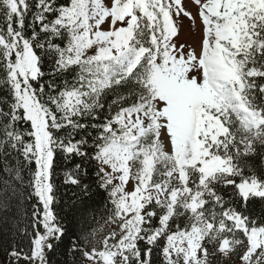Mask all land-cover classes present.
<instances>
[{
    "label": "snow or ice",
    "instance_id": "1",
    "mask_svg": "<svg viewBox=\"0 0 264 264\" xmlns=\"http://www.w3.org/2000/svg\"><path fill=\"white\" fill-rule=\"evenodd\" d=\"M0 86V264H264V0H0Z\"/></svg>",
    "mask_w": 264,
    "mask_h": 264
},
{
    "label": "trees",
    "instance_id": "2",
    "mask_svg": "<svg viewBox=\"0 0 264 264\" xmlns=\"http://www.w3.org/2000/svg\"><path fill=\"white\" fill-rule=\"evenodd\" d=\"M6 92V89L3 86H0V97H2ZM55 183L57 185V205H54V210L59 211V207H63V212L61 213L66 217L65 223L71 222V226L74 231L79 232L81 228L98 227L104 221L108 220V215L106 214L107 201L105 196H102L100 193L102 190L93 187L91 197L89 199V204L92 205V215H95L96 222L93 223L89 218L88 225H85L83 221H79V212L76 208H73L69 203L68 199L71 196V193L75 190L72 186L63 184V173L62 170H57V175L55 177ZM61 259L71 260V255L67 257H61Z\"/></svg>",
    "mask_w": 264,
    "mask_h": 264
},
{
    "label": "rangeland",
    "instance_id": "3",
    "mask_svg": "<svg viewBox=\"0 0 264 264\" xmlns=\"http://www.w3.org/2000/svg\"><path fill=\"white\" fill-rule=\"evenodd\" d=\"M190 29H191V24L190 21H188L187 19L183 20V28H182V32L184 33L185 37H187L188 35H190ZM101 231L99 232V234L95 237V239L98 241L100 239L103 238V236H105L109 230L114 227L113 225L110 224H106L105 221L98 226ZM99 246V245H97ZM236 264H241V262L236 261Z\"/></svg>",
    "mask_w": 264,
    "mask_h": 264
}]
</instances>
